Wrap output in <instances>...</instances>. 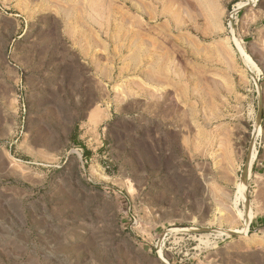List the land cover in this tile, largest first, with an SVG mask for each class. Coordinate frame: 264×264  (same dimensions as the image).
<instances>
[{
  "label": "rangeland",
  "instance_id": "obj_1",
  "mask_svg": "<svg viewBox=\"0 0 264 264\" xmlns=\"http://www.w3.org/2000/svg\"><path fill=\"white\" fill-rule=\"evenodd\" d=\"M0 264H264V0H0Z\"/></svg>",
  "mask_w": 264,
  "mask_h": 264
},
{
  "label": "bare ground",
  "instance_id": "obj_2",
  "mask_svg": "<svg viewBox=\"0 0 264 264\" xmlns=\"http://www.w3.org/2000/svg\"><path fill=\"white\" fill-rule=\"evenodd\" d=\"M249 4H251V3H244L243 5H242V7H246L247 5H249ZM239 45V44H238ZM240 51H241V53L242 54H245L244 53V50L240 47ZM246 58L248 59V60H251L252 61V59H251V57L249 56V55H246ZM253 62V61H252ZM241 189L243 190V184L241 183ZM240 189V190H241ZM244 192V191H243ZM243 192H241L242 194H243ZM250 218H251V214H250V216H249V218L247 219V221L249 222L250 221ZM247 222V223H248ZM245 234H246V230H245Z\"/></svg>",
  "mask_w": 264,
  "mask_h": 264
}]
</instances>
